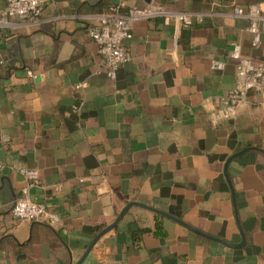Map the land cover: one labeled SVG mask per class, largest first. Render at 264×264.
Here are the masks:
<instances>
[{
    "label": "crops",
    "instance_id": "1",
    "mask_svg": "<svg viewBox=\"0 0 264 264\" xmlns=\"http://www.w3.org/2000/svg\"><path fill=\"white\" fill-rule=\"evenodd\" d=\"M251 4L264 0H46L37 23L11 21L0 35V264H77L129 203L221 241L132 207L82 264H264V153L229 163L232 188L225 175L232 156L264 150V96L227 120L213 104L235 86L232 42L264 62V35L254 47L248 20L232 16ZM149 5L201 22H135L131 61L110 79L88 28L112 6ZM22 198L61 223L16 220Z\"/></svg>",
    "mask_w": 264,
    "mask_h": 264
},
{
    "label": "built area",
    "instance_id": "2",
    "mask_svg": "<svg viewBox=\"0 0 264 264\" xmlns=\"http://www.w3.org/2000/svg\"><path fill=\"white\" fill-rule=\"evenodd\" d=\"M45 3L46 0H5V9L0 16V35L12 26L11 21L14 19L30 25L37 23L43 15ZM160 16L172 19L179 28H190L195 22H201V17L196 15L167 12L154 5L127 10H123L120 6H112L108 11L97 16L96 25L88 28V35L96 43L105 73L110 79H116L119 69L131 61L125 42L133 38L134 23ZM232 16L248 20V32L252 37L253 46L260 47L264 35L263 5L235 7ZM229 56L236 62L235 86L226 95L213 100L216 114L226 120L237 115L239 108L248 101L251 93L264 96V62L255 63L245 57L237 42L231 43ZM5 63L0 51V66H4ZM211 68L222 71L225 64L214 61ZM27 75L35 78L31 70H27ZM21 173L30 186L41 185L37 171L22 170ZM11 213L18 221L45 222L51 226L60 224L62 220L58 214L49 212L44 204L23 198L15 201Z\"/></svg>",
    "mask_w": 264,
    "mask_h": 264
},
{
    "label": "water",
    "instance_id": "3",
    "mask_svg": "<svg viewBox=\"0 0 264 264\" xmlns=\"http://www.w3.org/2000/svg\"><path fill=\"white\" fill-rule=\"evenodd\" d=\"M251 150L260 151V152L264 153V150H261V149H259V148H249V149H245L244 151H242V152H240V153H238V154L232 156V157L229 159V161H228V163H227V165H226L225 175H226V177H227V180H228V183H229L230 186H231V182H230V179H229V177H228V175H227V168H228L229 163H230L234 158H237V157H239L241 154H243V153H245V152H248V151H251ZM231 188H232V186H231ZM132 207H140V208H143V209L149 210V211H151V212H154V213L159 214V215H161V216L167 217V218H169V219H171V220H173V221H175V222H177V223H179V224H181V225L187 227L188 229L192 230L193 232L197 233L198 235H201V236L207 237V238L212 239V240L221 241V240H219V239H216V238H213V237H209L208 235H205L204 233H201V232H199V231H196V230L192 229L190 226H188L187 224L183 223L182 221H180V220H178V219H176V218H174V217H171L170 215H167V214H165V213H162V212H160V211H158V210H156V209H153V208H151V207H148V206L143 205V204H140V203H129V204L123 209V211L120 213V215H119V217L116 219V221H115L114 223H112L109 227H107L105 230H103V231H102V232H101V233H100V234L94 239V241H93V242L91 243V245L88 247V249H87L86 253L84 254V256L82 257V259H81L77 264H82V263L85 261V259L88 257V255H89L90 252L92 251L93 247L97 244V242L99 241V239H100L101 237H103L105 234H107V233H109L110 231H112L113 229H115V228L118 226V224L124 219V217L127 215V213L130 211V209H131ZM243 244H244V241L242 242V245H243ZM242 245H241V246H242Z\"/></svg>",
    "mask_w": 264,
    "mask_h": 264
}]
</instances>
